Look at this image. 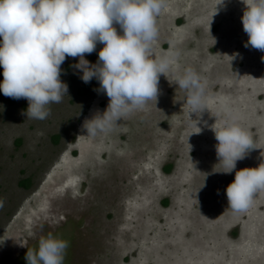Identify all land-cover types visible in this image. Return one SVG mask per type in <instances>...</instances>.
Returning <instances> with one entry per match:
<instances>
[{"label":"rangeland","instance_id":"1","mask_svg":"<svg viewBox=\"0 0 264 264\" xmlns=\"http://www.w3.org/2000/svg\"><path fill=\"white\" fill-rule=\"evenodd\" d=\"M220 3L167 0L152 55L180 56L160 76L157 102L108 133L83 129L109 98L97 80L80 79L71 67L78 58L61 66L68 96L45 120L0 92V264H26L28 248L49 233L69 243L64 264H264V191L240 214L227 210L226 196L236 171L264 163V52L244 47L243 0ZM102 48L85 59L95 64ZM188 67L205 83L200 133L176 85ZM226 120L254 147L231 173L210 130Z\"/></svg>","mask_w":264,"mask_h":264},{"label":"clouds","instance_id":"2","mask_svg":"<svg viewBox=\"0 0 264 264\" xmlns=\"http://www.w3.org/2000/svg\"><path fill=\"white\" fill-rule=\"evenodd\" d=\"M243 2L246 8L241 22L248 37L244 47L264 52V0ZM166 7L167 0H0V67L4 77L0 92L14 100L26 99L27 117L45 120L51 114L50 105L68 96L61 66L68 57L78 58L71 67L82 73L80 79L85 84L97 80L100 88L96 91L109 98L103 113L86 119L83 129L92 138L112 131L118 121L142 110L149 101L157 102L160 76H165L171 61L180 56L179 51L160 59L152 55V45L159 36L158 17ZM217 13L216 7L214 15ZM97 44L103 48L97 62L91 64L85 55L92 54ZM176 85L186 92L189 121L197 127L207 110L205 83L188 67L176 78ZM192 114L198 119L193 120ZM197 128L200 133L201 128ZM210 130L218 142L215 151L219 164L227 170L224 173L233 172L237 161L254 149L251 134L231 120L222 128L213 124ZM261 191L264 163L236 171L226 188L227 210L247 212ZM68 247L66 240L49 233L39 239L37 248H28L26 264H64Z\"/></svg>","mask_w":264,"mask_h":264},{"label":"trees","instance_id":"3","mask_svg":"<svg viewBox=\"0 0 264 264\" xmlns=\"http://www.w3.org/2000/svg\"><path fill=\"white\" fill-rule=\"evenodd\" d=\"M87 89H88V86L85 87V90H87ZM167 170H170V167H169V169H167ZM28 184H29V183H28ZM28 184H27V186H28Z\"/></svg>","mask_w":264,"mask_h":264}]
</instances>
